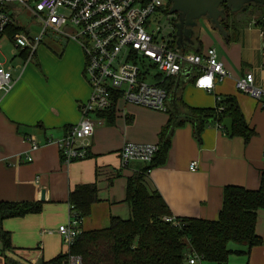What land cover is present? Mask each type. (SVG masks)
I'll list each match as a JSON object with an SVG mask.
<instances>
[{
	"label": "crops",
	"instance_id": "0c3cea01",
	"mask_svg": "<svg viewBox=\"0 0 264 264\" xmlns=\"http://www.w3.org/2000/svg\"><path fill=\"white\" fill-rule=\"evenodd\" d=\"M258 14L226 16L224 34L202 18L190 37L191 47L186 38L176 40L183 52L203 53L213 48L229 73L206 92L194 86L196 75L191 70L188 80L181 77L179 84H183L176 97L195 109H214L218 99L233 97L254 135L245 142L240 136H228L211 122L198 143L191 124L174 129L164 163L144 176L146 189L158 193L165 202L168 217L216 220L224 187L250 191L259 187L264 170V111L256 100L235 87L237 78L251 73L254 85L264 90V24H256ZM165 33L173 38L169 25ZM53 44L51 48H37L20 71L14 68L11 89L0 94V202L42 204L40 213L2 224L11 235L15 257L25 264L67 253L56 231L67 223V196L77 186L94 184L97 189L98 201L82 219V231L105 228L111 217L129 218L126 182L146 165L131 162L121 167L120 150L126 143L157 145L158 134L169 117L166 112L120 102L112 122L108 124L103 117V125L94 129L87 157L64 164L57 147L43 143L63 138L67 129L79 122V106L87 101L90 89L83 77L85 59L79 45L61 36ZM30 139L43 145L30 151ZM25 156L32 161L26 162ZM192 162L195 168L190 171ZM42 190L44 201L40 202ZM254 232L261 245L245 254V247L230 243L232 253L227 264H264V210L256 213ZM0 264H4L1 254ZM184 264L189 263L186 260Z\"/></svg>",
	"mask_w": 264,
	"mask_h": 264
},
{
	"label": "built area",
	"instance_id": "2783aa9c",
	"mask_svg": "<svg viewBox=\"0 0 264 264\" xmlns=\"http://www.w3.org/2000/svg\"><path fill=\"white\" fill-rule=\"evenodd\" d=\"M165 2L167 0H0V42L10 41L16 56L26 52L22 64L15 66L19 71L31 61L47 31L76 42L83 51V77L90 95L79 106L80 120L67 129L63 138L43 143H53L64 164L87 157L88 140L94 129L104 123L98 115L110 111L114 103L115 109L122 102L167 112L168 96L162 86L165 79L177 78L184 68L190 67L196 75L194 86L211 92L216 81L229 76L213 48L194 54L171 47L172 39L165 33L170 15L164 16L159 11L165 7ZM17 12H28L41 27L40 33L30 35L26 28L27 34L17 33L8 39L5 31L16 25ZM161 18H165L163 25H160ZM261 21L264 22V18ZM13 69L0 63L1 95L13 85ZM151 69L156 73H149ZM235 87L256 100L264 111V90L254 85L251 73L237 78ZM29 143L30 151L43 145L34 139ZM157 151V145L126 143L120 150L121 167L131 162L148 165ZM25 161L31 162L32 158L25 156ZM194 168L195 163H190L188 169L193 171ZM81 221L70 213L67 223L57 228L67 250L82 231ZM164 221L178 226L177 219L167 216ZM187 261L193 264L199 258L189 255ZM67 264L82 262L79 257L70 256Z\"/></svg>",
	"mask_w": 264,
	"mask_h": 264
},
{
	"label": "trees",
	"instance_id": "16d2710c",
	"mask_svg": "<svg viewBox=\"0 0 264 264\" xmlns=\"http://www.w3.org/2000/svg\"><path fill=\"white\" fill-rule=\"evenodd\" d=\"M249 6L259 11L256 24H264L261 21L264 18L263 5L249 4L244 11L239 12H231L225 5L220 7L224 16L228 17L232 14H247ZM159 11L164 16L171 15L170 3L167 2ZM219 24L226 29L225 20H220ZM21 32L27 34L26 28L14 25L7 28L5 36L10 39ZM172 39L171 47L186 53L176 46L177 37ZM189 44L191 47V42ZM19 56L24 59L26 52H21ZM162 86L169 99L175 87V79H165ZM167 105L166 113L169 117L158 134L157 153L142 171L135 172L127 179L125 200L130 211L129 218L123 220L111 217L105 228L81 231L67 253L49 261L40 259L35 264H64L70 256L79 257L82 264H184L189 255L197 256L201 262L227 264L228 256L232 253L228 248L230 243L245 247L242 252L245 254L252 247L261 245L262 241L256 236L254 227L257 211L264 210V170L260 172L259 187L255 191L238 186L223 188L216 220L179 218L177 227L164 221V217L169 216L166 204L158 193L146 189L144 176L164 163L174 129L185 123L191 124L194 138L201 143V133L209 123L206 120L214 117L213 123L220 128L224 119H231V137L240 136L247 142L254 135L244 122L233 97L217 100L214 109L190 108L177 97L174 108L168 102ZM115 108L114 103L110 111L98 116L104 117L110 124ZM97 201L94 184L77 186L67 196L70 213L78 220L88 217L91 206ZM41 209L42 204L39 202H0V254L4 264L25 263L15 257L11 235L4 230L3 222L36 215Z\"/></svg>",
	"mask_w": 264,
	"mask_h": 264
},
{
	"label": "water",
	"instance_id": "95a60500",
	"mask_svg": "<svg viewBox=\"0 0 264 264\" xmlns=\"http://www.w3.org/2000/svg\"><path fill=\"white\" fill-rule=\"evenodd\" d=\"M170 5V14H178L179 23L185 24L189 28L187 42L190 43L192 36V28L196 27L199 20L206 18L214 25L216 30L224 34V29L220 26L219 21L224 20V11L219 10V7L225 5L231 12L244 11L245 6L249 4H257L264 6V0H167ZM181 37V36H180ZM179 37V39H180ZM178 44V43H177ZM191 68L186 67L177 77L175 87L171 95L170 105L174 108V102L178 88L183 84L180 83L181 77L188 80L190 77ZM182 82V81H181ZM214 117L207 119L206 122H213ZM222 128L226 131L228 136L232 134L231 119H224L221 123ZM44 201V191H41L40 202Z\"/></svg>",
	"mask_w": 264,
	"mask_h": 264
},
{
	"label": "rangeland",
	"instance_id": "374dc122",
	"mask_svg": "<svg viewBox=\"0 0 264 264\" xmlns=\"http://www.w3.org/2000/svg\"><path fill=\"white\" fill-rule=\"evenodd\" d=\"M171 8V5H170ZM259 11L255 10L253 7H248V14L254 15L258 14ZM250 16V17H251ZM15 18V24L18 27H25L28 29L30 35H38L41 31V27L38 26L37 22L34 20V18L31 17V15L28 12H21L14 15ZM174 19V17H172ZM161 24H164L165 18L160 19ZM58 36L54 33L47 31L44 36L42 37L40 44H39V50L40 48L48 47L51 48V45L53 42L57 41ZM1 50H0V63L3 64V67L11 66L12 68H15L16 65H21L22 61L18 59L16 56V50L14 49L13 45L8 41L7 39H3L0 42ZM54 45V44H53ZM38 50V53H39ZM37 53V54H38ZM34 60V59H33ZM14 69L12 70V74H14ZM152 75L156 73L154 69H151L150 72Z\"/></svg>",
	"mask_w": 264,
	"mask_h": 264
},
{
	"label": "flooded vegetation",
	"instance_id": "af4514ba",
	"mask_svg": "<svg viewBox=\"0 0 264 264\" xmlns=\"http://www.w3.org/2000/svg\"><path fill=\"white\" fill-rule=\"evenodd\" d=\"M167 2H165V6L167 5ZM219 10H223L222 7H219ZM172 17H174V19H172ZM169 21H170L169 22L170 32H171V35L173 36V38H175V37L179 38L181 36V37H183V39H185L188 37V33L190 32L189 28L187 26H185L184 23L183 24L179 23L178 14L170 15ZM196 28H197V25H196V27L192 28V34Z\"/></svg>",
	"mask_w": 264,
	"mask_h": 264
}]
</instances>
